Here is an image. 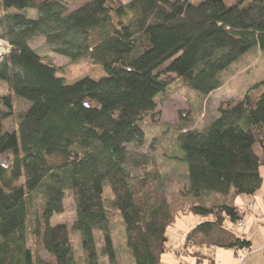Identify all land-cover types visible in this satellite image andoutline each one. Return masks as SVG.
Here are the masks:
<instances>
[{
  "label": "trees",
  "instance_id": "1",
  "mask_svg": "<svg viewBox=\"0 0 264 264\" xmlns=\"http://www.w3.org/2000/svg\"><path fill=\"white\" fill-rule=\"evenodd\" d=\"M79 1L0 0V41L9 48L0 61V158H11L0 159V264H77L71 234L83 264H100L95 232L108 264H119L110 212L121 218L134 264H161L167 230L185 215L202 218L182 245L194 264L206 258L197 251L203 247L235 255L250 250L245 235L225 223L237 226L236 199L254 196L263 184L264 81L220 106L201 131L176 128L183 153L177 160L186 165L179 207L169 201L154 159L138 165L137 175L126 162L127 146L146 142L141 124L150 117L161 125L156 98L173 82L209 96L235 62L253 49L264 53V0H131L117 8L89 0L68 10ZM27 10L37 18L25 17ZM36 38L69 64L57 67L37 54L29 46ZM80 60L100 67L104 77L67 85L70 66ZM16 101L26 109L16 128L6 130ZM67 192L75 220L70 227L52 224Z\"/></svg>",
  "mask_w": 264,
  "mask_h": 264
},
{
  "label": "rangeland",
  "instance_id": "2",
  "mask_svg": "<svg viewBox=\"0 0 264 264\" xmlns=\"http://www.w3.org/2000/svg\"><path fill=\"white\" fill-rule=\"evenodd\" d=\"M89 0H81L76 3L68 5V10L73 11L80 5ZM131 0H108L110 6L117 8L129 3ZM202 0H192L194 4L200 3ZM25 17L29 19H36L38 14L35 10H27L24 12ZM2 28V27H1ZM29 46L37 54L47 56L48 59L57 67H64L69 64V60L63 56H60L51 51V48L46 44L44 38L33 39ZM9 52V48L6 47V43L0 41V61L3 56ZM90 78L98 80L104 77V73L100 67L88 64L86 60H80L77 63L70 66V71L65 76V82L67 85H72L83 78ZM166 79H170L167 77ZM222 80L221 87L210 94L209 96H200L197 92L191 91L178 82H173L170 88L156 98L158 102V110L160 116L158 118L161 125H156L151 122L150 117L147 118L141 124V127L145 134V143L142 146L134 144L127 146V162L126 168L131 171L133 175L138 174V165L145 163L151 159H154L159 167L164 180V188L167 193V197L173 205L177 207L180 201L177 200L178 190L185 184V170L186 165L177 160L182 158L183 153L175 142V136L178 131L176 128L185 124L187 127L198 129L201 131L206 125H208L218 115V108L224 106L227 103H236L242 99V95L249 91L255 84L264 81V53L251 50L248 54L241 58L238 62H235L230 72L225 75H221ZM4 88L0 85V93H4ZM263 89L254 91L253 97H257ZM26 104L21 101L15 103V116L14 118L4 122V128L6 130H13L16 128L18 119L17 115L26 109ZM186 115L185 120L181 121L180 116ZM184 118V117H183ZM1 160L8 161L10 156L1 157ZM50 163H58L55 158L50 159ZM264 177V169L261 171ZM110 192L106 189V198L110 199ZM181 196V195H180ZM237 200V199H236ZM236 203V202H235ZM42 204V200H36L33 202L29 215L32 225L34 214L37 208ZM253 204L248 206V210H252ZM110 233L113 240V247L115 255L119 264H134L129 249L125 244V234L123 231V225L118 213L110 212ZM75 220V209L72 203L70 193L65 194L64 198V212L59 215H55L52 218V224L62 223L67 227H70ZM202 218L194 215H185L177 218L175 224L168 228L166 237L168 239L165 253L163 255L162 264H194L192 257H187L183 252V242L186 234L192 228V226L200 223ZM243 222V221H242ZM228 227L229 222L225 223ZM242 226H236L243 228ZM235 228V226H234ZM232 229V228H231ZM187 231V232H186ZM256 238L259 237L258 232H254ZM95 242L98 249V260L100 264H108V260L102 255V241L99 232H95ZM71 240L73 242L74 253L76 255L77 264H83L81 260V250L78 243V237L75 234H71ZM264 240V239H263ZM32 238L29 243L31 244ZM192 250V249H191ZM253 250V249H252ZM199 253H203L206 257L200 264H209L208 258L214 260L215 264H243L254 253L240 252L234 256L231 250L210 248H201L197 250ZM41 256L44 259L52 261L51 257L46 253H42ZM187 258V260H186ZM254 262L251 264H264V250L257 251L255 255L251 257ZM168 260V261H167ZM189 262V263H188Z\"/></svg>",
  "mask_w": 264,
  "mask_h": 264
},
{
  "label": "crops",
  "instance_id": "3",
  "mask_svg": "<svg viewBox=\"0 0 264 264\" xmlns=\"http://www.w3.org/2000/svg\"><path fill=\"white\" fill-rule=\"evenodd\" d=\"M252 151L257 157L263 159V153L258 145H254ZM250 204H253L252 210H248ZM235 207L237 216L242 219L244 226L240 228L241 230L234 224H229L228 227L232 228L237 234L242 233L245 235V239L251 244L250 250L254 253L253 255H255L257 251L264 250V177L260 190L254 196H239L236 200ZM253 231L258 232L259 237L256 238ZM231 252L234 254L232 250ZM252 256L245 260L243 264H251V262H254L255 260L253 261V259H251ZM162 261L163 258L161 259V264Z\"/></svg>",
  "mask_w": 264,
  "mask_h": 264
},
{
  "label": "built area",
  "instance_id": "4",
  "mask_svg": "<svg viewBox=\"0 0 264 264\" xmlns=\"http://www.w3.org/2000/svg\"><path fill=\"white\" fill-rule=\"evenodd\" d=\"M242 223H243V222H242V220H241V221H239V222L237 223V225H238V226H242ZM212 250H215V247H212ZM243 252H247V253H248V252H250V250L246 249V250L243 251Z\"/></svg>",
  "mask_w": 264,
  "mask_h": 264
}]
</instances>
